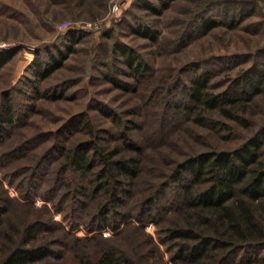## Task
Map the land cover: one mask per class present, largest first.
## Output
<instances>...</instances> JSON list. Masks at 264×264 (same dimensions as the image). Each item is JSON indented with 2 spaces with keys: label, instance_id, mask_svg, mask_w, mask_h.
<instances>
[{
  "label": "trees",
  "instance_id": "obj_1",
  "mask_svg": "<svg viewBox=\"0 0 264 264\" xmlns=\"http://www.w3.org/2000/svg\"><path fill=\"white\" fill-rule=\"evenodd\" d=\"M174 1L133 0L121 20L105 28L103 36L110 44L102 43L100 52L95 51L85 75L52 80L65 69L78 68L68 62L89 30L72 26L54 43L38 47L27 69L34 96L42 101L77 100L83 92L80 83L96 82L101 77L94 75L98 70L114 89L131 93L129 98L140 96V103L119 110L92 97L88 110L66 119L56 130L29 136L16 119L11 90L0 93V169L11 176L21 195L51 200L71 228L84 223L89 231L115 230L111 236L94 233L84 238L51 217H37L16 240L10 234L16 233L14 226L4 227L3 222L19 200L5 196L0 182V264H56L68 251L77 255L79 264H147L148 259L151 264L162 263L153 236L133 218L160 228L173 264H264V125L232 148L205 150L184 159L165 153L163 163L175 164L170 173L161 171L146 151L165 143L175 146L167 141L170 128L191 117L221 124L213 118L215 110L224 118L249 123L242 116L249 112V102L264 92V48L261 59L256 55L226 90L216 93L215 67L190 63L171 81L157 83L147 53L121 37L125 33L144 39L152 53L176 52L219 26L238 28L263 10L264 0H198L183 6L185 16L175 18L179 26L174 35L163 36L157 20ZM257 25L246 28L256 31ZM17 52L16 47L0 49V69ZM239 58L220 61L236 64ZM156 109L160 117L147 119L145 110ZM177 211L182 220L169 225ZM132 228L144 236L148 249L143 253L135 251L136 244L127 253L111 245L95 257L80 252L84 240L111 242Z\"/></svg>",
  "mask_w": 264,
  "mask_h": 264
},
{
  "label": "rangeland",
  "instance_id": "obj_2",
  "mask_svg": "<svg viewBox=\"0 0 264 264\" xmlns=\"http://www.w3.org/2000/svg\"><path fill=\"white\" fill-rule=\"evenodd\" d=\"M133 0H0V49L16 47L18 52L15 56L0 69V93L5 90H11L13 99L12 107L19 124L24 126L25 135H34L39 131L56 130L62 123L71 116L88 110L87 104L94 97L95 100L103 101L112 105L116 109L125 110L126 108L140 103L141 97L134 96L129 98L131 93H123L120 89L106 82L98 70L94 75L101 76L94 83H89L84 79L80 83L83 92L77 100L62 101H42L34 96L32 87L27 79L31 77L28 72L29 65L35 59V51L38 47L55 42L59 34L64 33L60 26L63 23L70 22V26L76 28L87 27L88 23H99V21L108 17L115 8L116 3L119 9L115 15L110 16L108 22H105L101 29H89V33L84 35L77 45V52L72 54L69 59V65H76V70L68 69L58 74V78L52 79L57 81L60 77H72L85 75L86 64L90 63L91 57L95 51L100 52V45L110 44L109 37L103 36L106 27H110L114 22H119L125 10L130 7ZM198 0H175L170 7L164 11L163 15L157 20V25L161 29L163 36H173L174 29L179 24L175 18L184 17L183 6L194 5ZM206 1V0H201ZM212 1V0H211ZM219 1V0H213ZM231 2L232 0H223ZM249 3L252 0H236ZM141 14V13H140ZM187 16V15H186ZM151 18V16H145ZM250 23H256L257 30L252 31L246 28ZM95 24H93L95 26ZM122 39L130 44L136 45L146 52L149 60L155 67V82L171 81L177 76L181 69L190 63H199L204 67H215L217 72L213 77V87L216 93L226 90L231 81L240 75L242 71L249 68L258 56L260 50L264 48V6L263 10L256 11L250 18L238 28H228L219 26L208 33L192 40L186 47L176 52H159L152 53L146 42L142 38H134L132 35H121ZM101 46V47H103ZM238 55L240 58L236 64H222L220 58L232 57ZM95 56V55H94ZM250 56L244 60V57ZM262 55H259L261 59ZM226 65V66H223ZM203 67V68H204ZM90 91L88 95L87 92ZM134 95V94H133ZM41 109H43L41 111ZM159 109L146 112V118L155 117ZM248 113L244 116L250 122L244 123L238 118H224L215 110L213 118L223 121L221 124L214 121L206 120L204 123L189 118L182 124H177L170 128L168 142L175 146L164 144V147L148 148V154L153 161L159 165L161 171L172 172L175 164H164L162 157L168 153L172 157L184 159L188 155H193L205 150L214 148H232L242 143L248 136L252 135L259 127L264 125V92L256 96L249 102ZM94 114V112L92 113ZM195 116V115H194ZM98 122V119H94ZM26 123V124H25ZM216 124V126L214 125ZM248 124V125H247ZM155 125H157L155 123ZM229 125V128H226ZM153 125L151 129H154ZM24 135V134H23ZM152 146V145H151ZM176 147V148H175ZM169 157V156H168ZM170 160H174L172 158ZM155 164V166H156ZM166 173V172H164ZM49 176H46V179ZM156 181L157 176L154 177ZM54 179V178H53ZM152 179V178H151ZM152 179V180H155ZM0 182L6 191L5 196L11 199L19 200L14 202L3 222V226L13 225L16 233L10 231L16 240H19L26 229V225L37 217H51L55 221L65 225L69 232L80 237L91 236L94 233H101L105 236H111L115 233L113 228H101L96 231H89L84 223L76 228H71L67 223L64 213L53 206L51 200H47L41 195L31 198H24L18 187L13 183L11 176L0 169ZM0 185V190H1ZM90 204V199H87ZM46 205L49 211L43 206ZM132 208L136 205L131 204ZM92 208V207H91ZM182 213L175 212L170 216L169 225L182 220ZM133 220L143 226L149 232L154 241L158 244L161 262L157 264H173L172 252L168 245L163 242V233L160 228L150 222L142 223L137 219ZM168 226V224L166 225ZM144 236L139 230L132 228L123 236L113 237L112 241L106 239L84 240V249L89 255L97 256L101 250L111 246L117 247L121 252L131 251L132 245L136 244L138 253L145 252L146 249ZM131 242V243H130ZM1 244V243H0ZM73 252H67L66 258L56 264H79L77 255ZM139 260L137 256H134ZM148 259V258H147ZM138 262V261H136ZM151 264V260L146 261Z\"/></svg>",
  "mask_w": 264,
  "mask_h": 264
},
{
  "label": "built area",
  "instance_id": "obj_3",
  "mask_svg": "<svg viewBox=\"0 0 264 264\" xmlns=\"http://www.w3.org/2000/svg\"><path fill=\"white\" fill-rule=\"evenodd\" d=\"M118 9H119V5L116 3L115 8L112 10L111 14H110L108 17H106L105 19L99 21L98 24H97V23H96V24H95V23H88V25H87V27H85V29H86V28L93 29V30H94V29H96V30H97V29H101V28L104 26L105 22H108L110 16L115 15V13H116V11H117ZM93 24H95V26H94ZM69 26H70V22H68V23H63V24L60 26V29H61L62 31H64V30H66Z\"/></svg>",
  "mask_w": 264,
  "mask_h": 264
}]
</instances>
